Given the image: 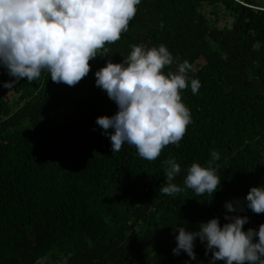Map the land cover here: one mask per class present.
<instances>
[{
  "label": "trees",
  "instance_id": "trees-1",
  "mask_svg": "<svg viewBox=\"0 0 264 264\" xmlns=\"http://www.w3.org/2000/svg\"><path fill=\"white\" fill-rule=\"evenodd\" d=\"M136 7L128 31L89 61L75 86L43 72L8 89L13 78L0 67V264H185L187 253L172 251L173 229L196 231L213 217L223 224L226 201L264 184V1L141 0ZM161 44L174 57L165 73L184 60L195 69L181 90L192 122L179 146H165L154 161L129 144L113 153L95 122L117 105L95 85V72L109 59L121 62L132 45ZM191 79L200 81L196 94ZM212 151L222 179L214 196L159 191L164 161L181 165L174 182L184 188L187 168L207 167ZM239 214L250 218L245 230L264 223V213ZM194 250L191 264H209L205 243L197 239Z\"/></svg>",
  "mask_w": 264,
  "mask_h": 264
},
{
  "label": "clouds",
  "instance_id": "clouds-1",
  "mask_svg": "<svg viewBox=\"0 0 264 264\" xmlns=\"http://www.w3.org/2000/svg\"><path fill=\"white\" fill-rule=\"evenodd\" d=\"M140 3L141 0H0V67L13 78L3 86L12 89L20 80L35 81L43 72L55 83L75 86L89 74V61L97 55H107L105 45L118 41L128 31ZM131 48L129 55H122L121 62L109 59L95 72V85L117 105L115 114L98 116L95 123L110 139L113 153L129 144L141 158L154 161L165 146H179L192 122L181 90L189 86L187 74L195 69L184 60L177 71L165 73L163 69L174 63V57L163 44ZM190 87L196 94L200 81L191 79ZM211 157L207 167L194 162L187 168L184 188L174 182L181 165L175 158L167 159L165 183L159 191L175 196L186 188L196 196H214L222 179L212 162L218 161L220 154L212 151ZM225 207L228 211L223 224L219 217H213L201 222L196 231L173 229L178 234L172 251L175 255L187 253L189 260L185 264L197 258V239L206 244V255L212 253L209 264H264V223L258 230H245L250 218L239 214L245 209L264 213V184L252 186L243 199L226 201Z\"/></svg>",
  "mask_w": 264,
  "mask_h": 264
},
{
  "label": "rangeland",
  "instance_id": "rangeland-1",
  "mask_svg": "<svg viewBox=\"0 0 264 264\" xmlns=\"http://www.w3.org/2000/svg\"><path fill=\"white\" fill-rule=\"evenodd\" d=\"M260 1H264V0H260ZM39 264H52V263H50L48 260H43Z\"/></svg>",
  "mask_w": 264,
  "mask_h": 264
}]
</instances>
